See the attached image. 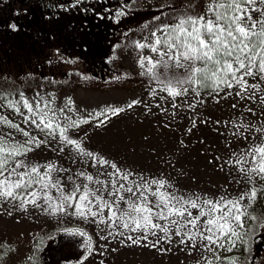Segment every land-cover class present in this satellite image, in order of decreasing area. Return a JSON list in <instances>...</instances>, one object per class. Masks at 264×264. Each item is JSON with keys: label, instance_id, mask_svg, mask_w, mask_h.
Returning <instances> with one entry per match:
<instances>
[{"label": "snow or ice", "instance_id": "snow-or-ice-1", "mask_svg": "<svg viewBox=\"0 0 264 264\" xmlns=\"http://www.w3.org/2000/svg\"><path fill=\"white\" fill-rule=\"evenodd\" d=\"M193 3L187 0L183 11L169 4L172 16L161 8L160 15L153 17L159 23L144 26L148 34L134 41L140 52L137 64L145 70L141 74H147L155 85L150 95L168 100L172 109L186 104L189 111H195L204 104L205 93L216 103L229 96L245 102L237 119L213 123L227 147H232V141L222 128L231 132L236 143H243L218 167L227 166L232 170L229 175L234 171L236 183L243 181L247 189L235 197L229 193L216 197L184 193L166 178L146 177L122 167L92 149L83 136L74 135V130L94 121L95 127L103 126L124 112V107L108 105L102 111L88 112L77 109L70 97L57 107L51 94L37 92L28 98L21 92L17 96L0 95V201L24 212L33 206L49 215L91 221L106 233L101 239L119 237L124 246L166 253L171 248L161 245L175 242L180 251L186 250L189 257L197 259V264H242L235 253L239 249L241 255L247 252L250 222L257 220L250 215L249 206L264 198V121L252 106H264V0H206L201 11H196ZM126 7L116 10L115 22L127 15ZM139 103L134 100L127 107ZM155 106L168 111L160 103ZM237 107V103L231 104V108ZM245 111L256 116L257 122L247 119ZM192 125L196 126L194 117ZM42 147L57 153L67 148L80 163L95 168L96 174L72 172L55 162H30L29 154ZM221 159L219 155L213 157L215 161ZM65 173H70L67 183L71 188H66ZM65 231L86 237L88 254L94 252L87 232Z\"/></svg>", "mask_w": 264, "mask_h": 264}, {"label": "rangeland", "instance_id": "rangeland-1", "mask_svg": "<svg viewBox=\"0 0 264 264\" xmlns=\"http://www.w3.org/2000/svg\"><path fill=\"white\" fill-rule=\"evenodd\" d=\"M185 1L187 0L135 1L139 12L135 13L137 15L132 27L138 28L116 49V57L114 54V58L109 60L118 75L115 82L104 83L101 75L87 81L76 72L78 65L73 62L65 65L59 61L58 66L62 67L59 72L60 79L67 73L71 75L66 83H60L62 80L51 83L49 78L54 69L49 68L43 69L46 73L44 81L37 80L40 74L34 75L32 79L28 76L5 74L0 75V95L17 96L23 92L25 96L32 98L37 92L45 96L51 94L57 107L62 106L70 97L77 109L88 112L102 111L108 105L124 107V112L112 116L105 125L95 127L94 121L93 124L82 125L80 129L74 130V135L83 136L92 149L115 160L118 165L142 173L146 177L166 178L181 192L206 193L210 197L225 193L237 196L247 189V184L243 181L237 184V174L233 171L229 175L232 170L227 166L220 169L218 165L227 158L233 148L239 151L244 145L236 143L231 132L222 128L232 141V147H227L225 137L219 135L213 122L229 117L237 119L238 112L245 102L229 96L216 103L215 99L205 93L204 104L198 105L195 111H189L186 104H181L179 109H172L168 100L161 101L158 97L150 95L151 87L155 85L147 74H141L145 70L137 64L140 52L136 50L134 41L143 40L144 35L148 34L147 28L159 23L149 22V15L160 14L161 8L168 14L169 4L182 11ZM196 4L199 5L196 11H201L206 0H196ZM172 15L173 13L168 14L169 17ZM144 17L147 19H142ZM64 56L65 54L61 53L60 59L65 60ZM74 71L75 74L72 75ZM134 100H139L140 103L128 108L127 105ZM157 103L167 107L168 111L162 112L155 106ZM232 103L238 104L237 109L231 108ZM252 106L256 108L259 120L264 121V106ZM148 107L151 108L150 111ZM5 114L11 115L10 112ZM244 114L247 119L257 122L256 116H251L246 111ZM193 117L196 120L195 127L192 125ZM205 120L208 121L207 124L203 123ZM189 128L192 129L190 132ZM50 143L55 144L54 141ZM217 155L221 156V161L213 160ZM28 159L32 163L40 164L55 162L59 166L71 168L72 172L86 170L90 174H96L95 168L80 163L74 152L67 148L65 152L57 153L42 147L29 154ZM73 160L76 162L73 163ZM210 160L213 162L209 163ZM69 174H63L66 188H71V184L67 183ZM0 205V245H3L0 248V264H197V259L189 257L186 250L180 251L175 242L172 245H161L171 248V251L166 253L136 245L124 246L119 237L109 238L111 242L101 239L106 233L101 232L91 221L72 216L49 215L33 206H29V210L24 212L10 203L0 201ZM9 211L12 215H8ZM249 213L256 216L257 220L250 222L251 229L246 245L248 250L241 255L242 249H239L235 254L242 264H248L251 259L254 264H264V249L254 243L256 236L264 234V227L260 226L264 223V198L257 199L249 206ZM258 213H262V216ZM65 229L87 232L92 237L94 252L88 254L86 237L73 235ZM261 239L263 240L264 236L258 238V241ZM261 250L262 255L255 257ZM196 255L198 257L199 254ZM85 256L88 257L86 260Z\"/></svg>", "mask_w": 264, "mask_h": 264}, {"label": "flooded vegetation", "instance_id": "flooded-vegetation-1", "mask_svg": "<svg viewBox=\"0 0 264 264\" xmlns=\"http://www.w3.org/2000/svg\"><path fill=\"white\" fill-rule=\"evenodd\" d=\"M135 1L0 0V62L28 57L33 77L40 74L44 81L46 73L43 69H54L49 78L53 84L59 80L66 83L71 76L67 73L60 79L62 67L58 66L59 61L65 65L72 62L78 65L76 72L87 81L101 75L104 83L115 82L116 69L109 60L114 54L116 57V41L126 39L128 27L133 25L139 12ZM124 5H127L123 9L127 15L120 17L117 23L114 13ZM61 53L65 54V60L60 59ZM45 61L49 63L46 66ZM260 236L264 234L256 236L254 241L263 250L264 239L258 241Z\"/></svg>", "mask_w": 264, "mask_h": 264}, {"label": "trees", "instance_id": "trees-1", "mask_svg": "<svg viewBox=\"0 0 264 264\" xmlns=\"http://www.w3.org/2000/svg\"><path fill=\"white\" fill-rule=\"evenodd\" d=\"M183 4L186 5L187 4V1H185ZM198 6L199 5L196 4V0H194L193 7L195 8V10H197V7ZM183 9H182V11H183ZM168 14H172V12L169 10V8H168ZM157 15H160V14H157ZM157 15H153L152 14V16L149 17L148 21L149 22H152L153 21V17L154 16H157ZM143 19H145V18H143ZM162 19H163V17H162ZM41 27L43 29L45 28V27H43V25ZM137 28L133 29L132 25L129 26L128 27V32H127V37H129L128 35H130L132 32L136 31ZM124 39L125 38L121 39L120 41H116V49L122 44V42L124 41ZM117 45H118V47H117ZM102 49H106V48L103 47ZM42 58L45 59L46 56H45V58L44 57H42ZM8 61L9 60H6V59L1 60V62H0V75H3L4 76L5 74H7V75H13L14 76V74H16L18 76L21 75V76L31 77V79L33 78V75L30 72V70L32 68H31V63H30V60L28 59V57H23V59H22V57L21 58H19V57L10 58V62H8ZM13 61H15L16 63H19V62L20 63L24 62V63H22L21 65H19V64L14 63ZM46 62H48V61H45V66H46V64H49V63H46ZM121 73L122 72L120 71V74ZM116 76H118V75L116 74ZM41 79L42 78L40 76L37 77V80L41 81ZM258 215L262 216V213H258ZM43 261H44V259H43Z\"/></svg>", "mask_w": 264, "mask_h": 264}]
</instances>
